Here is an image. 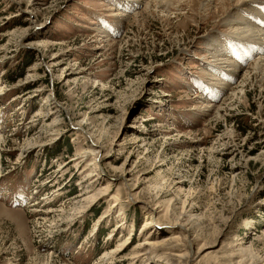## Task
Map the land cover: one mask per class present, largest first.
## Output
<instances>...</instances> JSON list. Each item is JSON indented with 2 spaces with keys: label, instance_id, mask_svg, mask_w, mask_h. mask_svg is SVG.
Listing matches in <instances>:
<instances>
[{
  "label": "rangeland",
  "instance_id": "374dc122",
  "mask_svg": "<svg viewBox=\"0 0 264 264\" xmlns=\"http://www.w3.org/2000/svg\"><path fill=\"white\" fill-rule=\"evenodd\" d=\"M179 262L264 264V0H0V264Z\"/></svg>",
  "mask_w": 264,
  "mask_h": 264
},
{
  "label": "bare ground",
  "instance_id": "6f19581e",
  "mask_svg": "<svg viewBox=\"0 0 264 264\" xmlns=\"http://www.w3.org/2000/svg\"><path fill=\"white\" fill-rule=\"evenodd\" d=\"M230 2V3H233V2H237V4H239V3H243V2H245V1H247V0H224V4L226 3V2ZM166 9H170V4L168 3V5L166 6ZM235 22H236V20H235ZM239 67V66H238ZM123 173H125V172H123ZM125 175V174H124ZM134 191V187H132L131 188V192H133ZM98 196H100V195H98ZM94 199H96V198H94ZM151 218V217H150ZM174 221V220H173ZM176 223H178V225L180 226V227H183V229L185 228L186 230L187 229H189L190 230V228H188V225L187 224H184L183 222H180V221H177ZM150 225H152L151 223H147L145 226L146 227H148V226H150ZM175 225H177V224H175ZM167 239V238H166ZM175 241V240H174ZM160 242V241H159ZM173 242V239L172 240H169V241H164V243L163 242H161V243H163V244H155L156 246H161V245H165L166 247L168 246H170L171 244H173L172 243ZM123 244H124V242H123ZM122 243L120 244V248H123L125 245H123ZM153 245V244H152ZM164 247V246H163ZM182 257H180V259H181ZM185 258H187V257H185ZM183 261V260H182ZM180 263V262H179ZM185 263V262H184ZM181 264V263H180Z\"/></svg>",
  "mask_w": 264,
  "mask_h": 264
},
{
  "label": "trees",
  "instance_id": "16d2710c",
  "mask_svg": "<svg viewBox=\"0 0 264 264\" xmlns=\"http://www.w3.org/2000/svg\"><path fill=\"white\" fill-rule=\"evenodd\" d=\"M30 65H31V61H23L20 66L14 69L15 70L14 76L8 79V81L14 82L18 78H20L23 75L25 68L29 67ZM243 132L245 133V130ZM68 146H69V153H72V147L70 146L69 143H68ZM94 214H95V217H98L100 215V210H97Z\"/></svg>",
  "mask_w": 264,
  "mask_h": 264
}]
</instances>
